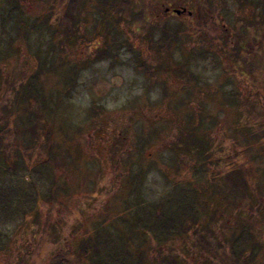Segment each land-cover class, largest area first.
Here are the masks:
<instances>
[{
    "label": "rangeland",
    "instance_id": "374dc122",
    "mask_svg": "<svg viewBox=\"0 0 264 264\" xmlns=\"http://www.w3.org/2000/svg\"><path fill=\"white\" fill-rule=\"evenodd\" d=\"M83 1V37L73 46L64 45L66 64L53 63L52 72L43 76L45 97L58 101V108L47 116L53 132L51 150L61 163L53 161L44 140L31 151L22 150V158L7 149L4 161L12 171L0 163V264H50L54 253L65 250H71L73 259L79 245L97 234L102 256L117 246L118 236H128L133 248L147 253L150 264H161L170 256L180 264H221L198 245V231L209 230L211 249L231 256L228 245L244 219L252 226L257 221L254 233L264 243V226L258 228L264 206V77L244 64V57L264 51V1L257 7L256 0H196L206 3L196 13L194 0H131V22L118 17V0H109V6ZM13 2L17 3L0 0V39L2 49H17L2 61L4 76L17 79L34 72V53L48 47L49 36L40 37L29 26L34 18L48 15L55 2L23 0L20 9ZM168 3L178 10L185 7L191 15L165 16L161 5ZM13 16L26 24L19 35ZM235 17L257 36L248 40L245 51L244 41L230 33ZM108 30L116 31L113 39ZM163 30L175 36L162 51ZM250 61L256 64L259 59ZM74 63V73L69 74ZM6 90L2 85L0 103ZM10 105L13 114L16 104ZM9 120L12 141L23 149L22 123L16 115ZM180 129L189 135L180 136ZM198 135L210 143V149L202 148L210 154L207 158L199 155L201 147L189 153L177 144L178 137L194 142ZM234 166L242 180L247 175L261 203L246 213L244 197L221 181L225 173L233 174ZM47 178L57 189L52 200L45 197L51 187ZM253 179L259 180L258 187ZM151 204L163 205L164 216L179 214V205L185 206L195 211L196 223L186 222L191 225L187 233L164 240L139 234L124 223L144 216ZM108 231L111 240L105 246L101 236ZM263 261L259 252L249 264Z\"/></svg>",
    "mask_w": 264,
    "mask_h": 264
},
{
    "label": "trees",
    "instance_id": "16d2710c",
    "mask_svg": "<svg viewBox=\"0 0 264 264\" xmlns=\"http://www.w3.org/2000/svg\"><path fill=\"white\" fill-rule=\"evenodd\" d=\"M21 1L23 0H15V8L18 9L21 8ZM26 2L31 3L32 0H24ZM55 2V7L52 6V10H50L49 14L42 17H36L33 19L32 25L29 26V29L34 34H37L38 36L42 37L46 35L48 38L47 42V49L42 51V53H34V58L36 59V63L34 66V72L23 75L22 77H18V82H15L17 79H14L12 76H4L3 74V68H2V61L6 60L9 57H12L11 55L17 51V49H14L10 45L8 46V49H2V39H0V89L3 86H6V94L4 93V96L2 102L0 103V163L3 161L4 163V170L12 171L8 165V162L4 161L6 160L7 156L5 155L7 153V149L12 148L14 153L19 158H22V150L25 152L31 151L34 149L36 145H38V141L44 140L49 142L48 148H50V154L52 156V159L55 163H61L58 158L59 156L55 153H52L53 148L52 144L50 143V140L52 139L53 132L51 131L49 125L50 117L47 116V114H51L52 111H54L56 108H58V101H53L52 95L50 97H45V93L43 92L44 89V80L43 76L47 73L52 72L53 63H55L54 67H57V65H65L66 60L63 55L64 47L66 45L73 46L77 43L79 38L83 37V35L80 34V21H82V18L84 20V17L86 15V8H84V1L83 0H52ZM206 3H208L207 0ZM264 1V0H263ZM262 0H256L255 6L260 7L263 3ZM119 4L117 6L118 12L120 15V19L122 21H130L127 20L128 13L131 9H133L134 6H130V4H133L131 0H118ZM219 4L221 3L218 0ZM99 3L103 4V6H109L112 4L109 2V0H99ZM107 3V5H105ZM193 9L192 11H195L196 13H199L200 11V4L204 6L203 4L206 3H198L196 0L193 2ZM59 4V6H57ZM31 7V6H30ZM185 8V7H184ZM54 10V11H53ZM60 10V12H59ZM186 10V9H185ZM184 10V11H185ZM22 12V10H20ZM104 11V10H103ZM108 11V10H107ZM106 12H103V14H106ZM182 11V10H181ZM264 11V8H263ZM59 13V15H57ZM137 15L141 13H144V11H137ZM56 14V16H54ZM264 12L261 14L263 15ZM139 15V16H140ZM13 24L14 30L16 31V34H21L22 30H24V27L26 26L25 22L21 20V18L17 16H13ZM53 19L55 20V23H53ZM236 24L234 27L231 28L233 36L236 38L237 41L240 43H243L244 41V51L246 49L248 40L251 39V37L256 38L257 36H251L250 35V25H246L244 21H241V19H238V17H235ZM143 24L147 22V18H144V16H141L139 19ZM143 20V21H142ZM125 21V22H126ZM220 21V20H218ZM264 21V19H262ZM131 22V21H130ZM149 22V21H148ZM12 24V25H13ZM147 24V23H145ZM23 26V27H22ZM111 30H108V34ZM116 32V31H113ZM113 32H110V36L113 39ZM176 33V31H174ZM230 32V33H232ZM241 33V34H240ZM107 34V33H106ZM177 34V33H176ZM174 35V34H173ZM169 35L168 32L165 30L162 31V37L165 41L164 44L161 46V50H166L167 45L173 40L172 38L175 36ZM244 36V38H243ZM106 37V35H105ZM11 39L9 38L8 43H11ZM4 42V41H3ZM124 42H121L119 44H123ZM65 45V46H64ZM110 47V46H109ZM105 51V54H109L111 52V48ZM116 47L113 45V48ZM238 48H241V45H238ZM224 50V47L222 48ZM207 52V49L202 51ZM230 54L232 55L231 51ZM238 54V53H236ZM235 54V55H236ZM241 54V52H240ZM51 55V57H49ZM234 55V54H233ZM202 54H199V57H202ZM217 59H221L218 54H215ZM259 56L264 57V51H260L259 53L254 54L253 56L250 55V60L253 58H258V63H252L249 59H246L244 57V64L248 66H252L253 70L257 71V76L264 77V63L261 62L260 59H262ZM242 56L240 55V58ZM58 58H63L57 60ZM235 58V57H233ZM238 60V57L235 58ZM235 60V61H236ZM240 60V59H239ZM263 60V59H262ZM47 61L49 63H47ZM237 65H240L239 61H236ZM75 65V66H74ZM77 64H73L70 66V70H68L69 74L74 73ZM69 66V65H67ZM250 72V71H247ZM11 93L12 98L7 97V94ZM13 99V100H11ZM10 103L16 104L15 112L12 114L10 111ZM43 109V113L39 110ZM4 111L8 112V116H3ZM46 112V113H45ZM16 115V119L22 123V127L20 128L21 133H23L24 139L26 144L24 145L23 149L21 148V145L19 143H15L12 141V136L14 132L10 128V118L11 116ZM44 115H46L44 118ZM197 126H201V123H198ZM185 128V127H182ZM180 136H183V133L188 136V132H184V130L180 129ZM178 139V145L180 146L181 151L186 152H197L198 147H201V151L199 152V155H202L204 157L210 156L208 154V149H210L209 142L207 141V138L205 136H199L197 141H190L189 139L187 141H182L179 137ZM42 142V141H41ZM207 144V145H205ZM205 145V146H203ZM202 148H206V152L203 153ZM228 159V163L231 162L229 160V156H226ZM24 169H27V165H22ZM231 171L232 173L227 174L225 173L221 177V181L225 183V185L230 186L232 189H236V192H239L242 197H244V213L247 212L248 208L252 209V206L255 204L261 205L259 202V199L256 197V190L254 189L253 185H250V182L247 180V175H245L244 180H242L240 170L238 169V166H234ZM42 178H46L43 175H40ZM241 177V178H240ZM240 180V182H239ZM256 181V186L258 187L257 183L259 182L258 179H253ZM51 183L50 190L46 192V198L49 200H52L54 198V190L56 189L55 181L50 180L47 178V182ZM244 184V186H243ZM220 193L223 192V190L220 188ZM244 195V196H243ZM194 196V195H193ZM185 197V196H183ZM3 198V197H2ZM195 199V198H194ZM1 203L3 204V199L1 200ZM146 210L143 212L144 216L136 215L134 220H125L124 223H127L129 228L131 225L136 227L138 230V233L140 234H149L152 237H155L157 240H164V239H171L178 235L179 233H187L189 231V228L191 225L189 224H195L196 214L192 212L190 209L186 208L185 206L179 205L178 210L181 211V213H177L176 211H172L169 213V215L164 216V206L163 205H150L146 206ZM262 219L258 220L261 224H258V228H263L264 226V206H262ZM259 211V210H258ZM190 222L187 224L186 222ZM257 222V221H256ZM256 222L252 226L249 225L245 219L244 222L240 221V223H243L239 226V232L232 236L231 242L228 245V248L230 251H228L230 255L226 256V253L223 255L220 253V251L212 250L211 249V242H210V234L212 233L209 230H205V232H199L197 233V239H198V245L205 249L206 252H210L211 255L217 257L220 259L221 264H249L254 257L259 253L262 252L264 256V243H262L263 240H261L260 237L257 236V234L254 233V230L256 229ZM247 223V224H246ZM250 232H249V231ZM107 232V231H106ZM105 233V236H101L104 240L105 246L108 244V241H110L111 233ZM197 232V231H195ZM247 232L244 238V245H240L241 240L243 239L242 233ZM107 235V237H106ZM143 236V235H142ZM140 239V237H136L137 239ZM237 241V242H236ZM140 245V243H136ZM131 249H130V247ZM132 243L129 241L128 236H118L117 240V246L115 248H111V251L106 255L102 256L100 254V236L97 234L93 240L83 242L79 245L78 251L75 252V258L72 259L70 257L71 250H65L63 252H57L54 253L53 257L50 259V264H77V262L80 261H87L88 264H150L149 258L147 253L140 247L133 248ZM128 246V248L126 247ZM235 247V248H234ZM227 252V251H226ZM244 254V259H241L240 255ZM223 255V256H222ZM161 264H180L176 257L170 256L169 259H165L162 261ZM264 264V261L261 263Z\"/></svg>",
    "mask_w": 264,
    "mask_h": 264
},
{
    "label": "flooded vegetation",
    "instance_id": "af4514ba",
    "mask_svg": "<svg viewBox=\"0 0 264 264\" xmlns=\"http://www.w3.org/2000/svg\"><path fill=\"white\" fill-rule=\"evenodd\" d=\"M161 7L163 8L162 9V13L165 15V16H170V15H173V14H177V15H181V14H184V13H187V15H191V12L188 11L187 9L185 11H177L178 9H176L173 4H170L168 3L167 5H164L162 4ZM232 35L235 34L234 32L231 33ZM244 38V36H243Z\"/></svg>",
    "mask_w": 264,
    "mask_h": 264
},
{
    "label": "water",
    "instance_id": "95a60500",
    "mask_svg": "<svg viewBox=\"0 0 264 264\" xmlns=\"http://www.w3.org/2000/svg\"><path fill=\"white\" fill-rule=\"evenodd\" d=\"M184 10H185V8L182 9V11H184ZM177 11H179V10H177ZM180 11H181V10H180Z\"/></svg>",
    "mask_w": 264,
    "mask_h": 264
}]
</instances>
